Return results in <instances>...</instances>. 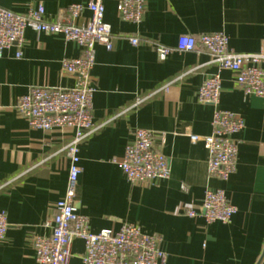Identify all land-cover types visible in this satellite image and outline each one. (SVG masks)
Masks as SVG:
<instances>
[{
  "label": "crops",
  "instance_id": "crops-1",
  "mask_svg": "<svg viewBox=\"0 0 264 264\" xmlns=\"http://www.w3.org/2000/svg\"><path fill=\"white\" fill-rule=\"evenodd\" d=\"M90 0H0V8L24 15L41 5L45 18L63 16L73 4ZM120 0H105L104 23L110 27V51L95 46L90 78L93 131L78 148L75 207L89 230L118 231L125 224L160 237L165 264H264V98L247 96L231 73L219 72L218 108L239 115L243 129L235 135V172L227 181L207 173L202 138L212 132L213 108L197 100L206 76L218 72L197 46L176 51L177 40L222 33L236 53L264 47V0H145L139 24L122 21ZM90 16L85 10L75 23ZM137 37L132 46L128 38ZM155 45L172 52L158 60ZM0 59V211L8 229L0 242V264H38L32 241L49 237L47 223L67 187V148L74 130L48 131L28 126L15 110L32 87L71 89L76 77L61 71L63 59L80 55L74 43L57 35L24 32V44ZM136 129L153 133L154 146L169 165L166 181L130 184L119 164ZM189 135L199 137L191 143ZM221 189L237 212L227 224L188 218L207 190ZM84 244L74 239L70 264H82Z\"/></svg>",
  "mask_w": 264,
  "mask_h": 264
},
{
  "label": "built area",
  "instance_id": "built-area-1",
  "mask_svg": "<svg viewBox=\"0 0 264 264\" xmlns=\"http://www.w3.org/2000/svg\"><path fill=\"white\" fill-rule=\"evenodd\" d=\"M104 2L90 0L86 5H70L63 16H56L53 20L45 18L41 5L29 9L24 15L0 8V59L5 50L14 46L17 48L16 57H21L26 29L36 34L60 36L65 42L74 43L80 51L79 57L61 62L62 73L76 77L73 88L35 86L15 105L17 114L33 129L74 130L67 148L69 167L65 194L56 202L55 214L47 223L51 233L49 237H35L32 241L38 264H70L74 239L84 244L82 264L166 263V255L160 250V237L146 235L134 224H125L118 231L92 233L87 218L78 214L75 207L80 174L78 148L94 129L92 99L96 89L89 73L94 64L95 46L110 51L113 45L110 27L104 23ZM85 10L90 13L89 18L82 25H77L75 22ZM145 10V0H120L117 5L120 19L131 24H139ZM128 41L132 46L139 43L137 37H129ZM197 46L204 50L210 63L218 69L217 73L205 77L197 92L198 102L213 108L212 132L201 139L208 153L207 173L227 181L236 169L238 141L235 135L242 131L244 125L239 115L218 108L221 94L219 72L231 73L235 84L245 95L264 98V47L258 53H236L229 48L225 35L209 33L198 38L180 36L176 51L189 52ZM155 51L160 62L172 52L160 45H155ZM189 139L195 143L199 137L189 135ZM119 167L130 184L166 181L169 178L168 162L155 148L153 133L145 129L134 131L132 141L124 148ZM236 212L225 192L217 189L207 190L199 208H189L185 215L188 218L201 217L207 224H227ZM7 229L6 214L0 211V242L5 238Z\"/></svg>",
  "mask_w": 264,
  "mask_h": 264
}]
</instances>
